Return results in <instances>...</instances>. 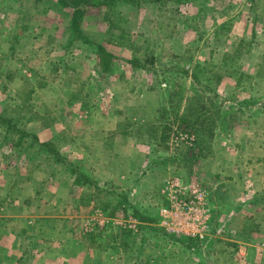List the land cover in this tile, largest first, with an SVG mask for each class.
Listing matches in <instances>:
<instances>
[{"label": "rangeland", "instance_id": "1", "mask_svg": "<svg viewBox=\"0 0 264 264\" xmlns=\"http://www.w3.org/2000/svg\"><path fill=\"white\" fill-rule=\"evenodd\" d=\"M0 117V264H264V0H0Z\"/></svg>", "mask_w": 264, "mask_h": 264}, {"label": "built area", "instance_id": "2", "mask_svg": "<svg viewBox=\"0 0 264 264\" xmlns=\"http://www.w3.org/2000/svg\"><path fill=\"white\" fill-rule=\"evenodd\" d=\"M184 191V200L177 201L175 205L176 214L174 215L173 212H170V218H172V221L166 219L167 215H169L166 210L162 211V218L164 219L163 223L170 226V231L179 232L186 230V234H188V229H196L197 231V228L205 225L208 220V216H205L203 212L205 203L203 201L202 193L198 189V185H192L189 189H184ZM190 192L193 194V201H191L187 196ZM195 232H191L190 234H194L195 236ZM201 238L203 237L201 236Z\"/></svg>", "mask_w": 264, "mask_h": 264}, {"label": "crops", "instance_id": "3", "mask_svg": "<svg viewBox=\"0 0 264 264\" xmlns=\"http://www.w3.org/2000/svg\"><path fill=\"white\" fill-rule=\"evenodd\" d=\"M9 170H5L4 171V173L6 174V177L8 176V174H9ZM37 179V178H36ZM18 183V181H13V182H8V184L9 185H20V184H17ZM37 184V182H36V180H34V185H36ZM24 187L25 188H27V185H24ZM34 205L35 204H30V206H28L27 208H26V212L29 210V212H31V213H34L35 214V218H37V219H39V218H42V217H44V214L43 215H40L41 214V212H42V208L41 207H43L42 206V204H38L37 203V205H38V207H34ZM37 209V210H36ZM36 212L39 214H36ZM8 218V217H7ZM163 221H164V219H163ZM172 232V231H171ZM187 231L186 230H184V231H179V232H172V233H175V234H178V235H181V236H183L185 233H186ZM199 233V234H198ZM205 235V233H204V231H199V230H197L196 232H195V237L196 238H201V236L203 237ZM59 238V237H58ZM56 250L55 248H52L51 249V251L52 250ZM61 249V248H60ZM46 251H47V249H46ZM45 251V252H46ZM58 252H60L61 254H63V252H61V251H56L55 253H54V251H52L51 253H54V255H56V254H58ZM50 253V255H48V256H50L52 259H51V261H50V259H49V257L48 256H45L44 258H42L41 256H38V252L35 250L34 251V257H33V255H32V258H34V260H32L31 261V263L30 264H61V263H56V262H54L53 261V254H51ZM20 264H27L26 263V261L25 260H22L21 261V263ZM63 264V263H62Z\"/></svg>", "mask_w": 264, "mask_h": 264}, {"label": "trees", "instance_id": "4", "mask_svg": "<svg viewBox=\"0 0 264 264\" xmlns=\"http://www.w3.org/2000/svg\"><path fill=\"white\" fill-rule=\"evenodd\" d=\"M73 34L75 35H77V38H76V40H79V39H81V38H83L82 37V29H81V23H80V20H76V21H74V24H73ZM97 52H98V54L100 55V56H103L104 58V62H105V59H108V58H113V56L112 55H110V54H108L107 52H106V50L104 49V47L103 46H100V45H98V47H97ZM233 56L234 55H232L231 56V60H232V58H233ZM102 61V59H100V62H98L97 63V65L98 66H100L101 65V62ZM136 64V66L137 65H140V63H139V59H135V60H133ZM105 64H106V62H105ZM132 64V63H131ZM194 78L197 80V79H199V76L196 74L195 76H194ZM0 122H3V119H2V117H0ZM184 242V241H183Z\"/></svg>", "mask_w": 264, "mask_h": 264}]
</instances>
